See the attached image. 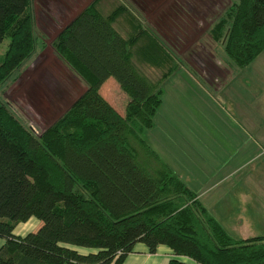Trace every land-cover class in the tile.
<instances>
[{
	"label": "trees",
	"instance_id": "trees-1",
	"mask_svg": "<svg viewBox=\"0 0 264 264\" xmlns=\"http://www.w3.org/2000/svg\"><path fill=\"white\" fill-rule=\"evenodd\" d=\"M100 1L50 42L85 86L73 102L35 133L0 101V264H121L136 242L197 264H264V235L228 234L141 137L153 126L161 82L179 63L127 4L104 13ZM208 34L234 64H248L264 49V0H230ZM4 38L0 83L17 79L43 48H35L30 0H0ZM137 64L160 71L159 79ZM108 77L128 96L122 114L98 91ZM31 217L39 222L33 230L13 233Z\"/></svg>",
	"mask_w": 264,
	"mask_h": 264
},
{
	"label": "rangeland",
	"instance_id": "rangeland-1",
	"mask_svg": "<svg viewBox=\"0 0 264 264\" xmlns=\"http://www.w3.org/2000/svg\"><path fill=\"white\" fill-rule=\"evenodd\" d=\"M44 1L49 3L45 5ZM59 1L30 0L35 48H41L43 43L44 47L34 58L30 56L21 64L17 79L12 81V73L0 83V101L35 133L58 117L82 87L56 57L50 42L64 23L91 0ZM229 2L101 0L99 7L105 13L119 3L127 4L142 24L152 28L167 44L179 63L160 84L161 102L153 117V130H143L141 137L164 160L172 162L180 154L187 156L184 168H176L184 179L190 174L208 173V177L217 171L219 174L204 182L219 179L211 189L205 190L204 185L198 188L204 205L207 204L209 212L218 211L226 217L227 205L231 202L230 215L235 213L236 218H244V213L250 214L251 210L240 215L244 199L239 192H256L261 184L264 186V49L248 64L238 66L226 56L222 44L211 39L208 28ZM6 43L5 38L0 43V56ZM137 67L148 79H159L160 71L143 64ZM98 91L113 109L120 112L124 109L128 96L114 78L108 77ZM195 139L206 146L207 153L195 148ZM241 141H248L246 145H251V153L232 163L229 151ZM212 143L224 150L223 157H218V166L207 157L212 155ZM138 147H141L136 148L139 153ZM199 157H204L201 165ZM229 167L233 171L223 181L219 176L226 174ZM222 191L228 195L223 196ZM259 198L262 207L264 200ZM35 227L36 222L29 219L16 224L13 233L23 235ZM249 228L264 230V225Z\"/></svg>",
	"mask_w": 264,
	"mask_h": 264
},
{
	"label": "crops",
	"instance_id": "crops-1",
	"mask_svg": "<svg viewBox=\"0 0 264 264\" xmlns=\"http://www.w3.org/2000/svg\"><path fill=\"white\" fill-rule=\"evenodd\" d=\"M60 2H61V0L59 1V3ZM44 3L46 5L49 2L44 1ZM66 7H67V5H65V8ZM57 10H58V12L60 11L59 9H57ZM43 14H44V12H43ZM47 17H48V15H45V18H47ZM47 21H48V19H47ZM51 22H53V20H51ZM43 47H44V43H43ZM70 74H72V76H75V75H73V73H70ZM38 79H39V77H38ZM76 79L78 80V82L81 84L82 87H81V90L79 91V93H77L74 96L75 98L84 90V87H85L83 85V83L77 77H76ZM115 111L119 114H122V112H123V110L121 112L117 111V110H115ZM54 119H52V120H54ZM50 122H48V123H50ZM153 126H152V130H153ZM258 132H259V134H262L259 129H258ZM196 141L197 140L195 139V148L197 150H202L204 153H207L206 146H204V145L201 146L199 144V142H196ZM246 142H248V141H241L240 143H236L232 146V149L229 151V155L233 159L232 163L235 161H240L243 157L248 156L251 153V145L250 144L246 145ZM262 142L264 143V141H262ZM150 148L157 154V152L154 150V148H152V147H150ZM210 148L212 151V155H208L207 157L211 161L215 162V166H218L219 165L218 164V161H219L218 157H223V155H224L223 147L222 146L221 147L216 146L215 144L212 143L210 145ZM203 159H204V157L198 158V161H200V162H198L199 165H201V163L203 162ZM162 161L164 163H166L172 169V171L176 175H178L179 178L187 185V187L190 188V190H192L196 194L200 203L208 211L207 204L204 205L203 199L199 196L198 188L200 189L201 185H204L205 190L207 188L211 189L213 187L212 185L214 183H216L219 179H213L208 183H204V182L207 181L208 179H211L212 177H214L216 174H219V173L216 171L212 174H209L208 177H206L208 175V173H206L205 175L204 174H198V175L197 174H190L189 176H187L184 179L183 178L184 176L180 172H178V170H176V168L177 169H183L184 168L185 164L188 163L187 156L180 154V156L178 158L171 160L172 162L164 160V159H162ZM224 166H225V168H224V172H225L226 171L225 161H224ZM231 171H233V167H229L228 172L226 174L223 173V176L220 175L219 177L223 178V181H225L224 176L228 175ZM188 181H191V184H189ZM218 184H219V182L216 184V186ZM235 185L236 184H233L232 187H235ZM196 191H198V192H196ZM221 193L223 196L228 195L227 191H222ZM256 194H258L260 197H263V200H264V186H262V184L260 185L259 189L256 192H250V191H245L244 193L239 192V195L244 199L243 201H241L242 205L239 208L240 215H243V211L245 212L246 210H251L250 214H247L246 212L244 213L245 214L244 218L243 217L242 218H240V217L236 218L235 213H232L230 215L229 210H231V204H233L231 202L230 203L228 202L227 214H226L227 216L226 217L222 216V214L218 211H215L213 213L209 212V211L208 212L218 221V223L227 231V233L230 234L234 238L244 239V238H248V237H252V236H256V235H264V230H253L254 231L253 232L252 229L249 228V227H253V225H255V226H263L264 225V206H262V207L259 206L258 201L260 198ZM202 196H205L204 192H203ZM29 219L34 220L36 222V226L39 224V222L36 219H34L32 217ZM170 258H177L181 261L188 262L190 264H197V263L191 261L190 259H188L186 257L174 256L172 254L171 250L164 245H158L156 247V251L153 254H150V253H148L145 245L143 243H140V242H136L133 245L131 252H129L125 256V258L121 264H166Z\"/></svg>",
	"mask_w": 264,
	"mask_h": 264
}]
</instances>
